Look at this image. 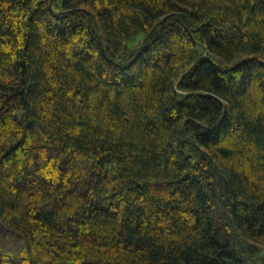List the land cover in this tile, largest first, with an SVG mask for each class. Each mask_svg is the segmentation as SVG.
I'll return each instance as SVG.
<instances>
[{
    "label": "trees",
    "instance_id": "16d2710c",
    "mask_svg": "<svg viewBox=\"0 0 264 264\" xmlns=\"http://www.w3.org/2000/svg\"><path fill=\"white\" fill-rule=\"evenodd\" d=\"M0 264H264V0H0Z\"/></svg>",
    "mask_w": 264,
    "mask_h": 264
},
{
    "label": "rangeland",
    "instance_id": "374dc122",
    "mask_svg": "<svg viewBox=\"0 0 264 264\" xmlns=\"http://www.w3.org/2000/svg\"><path fill=\"white\" fill-rule=\"evenodd\" d=\"M259 245L263 246V243H258Z\"/></svg>",
    "mask_w": 264,
    "mask_h": 264
}]
</instances>
